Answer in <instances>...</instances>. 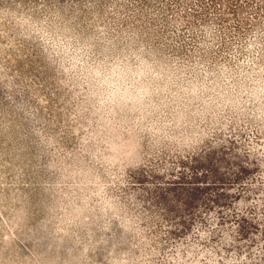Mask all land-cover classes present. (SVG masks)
Returning <instances> with one entry per match:
<instances>
[{
    "label": "rangeland",
    "instance_id": "rangeland-1",
    "mask_svg": "<svg viewBox=\"0 0 264 264\" xmlns=\"http://www.w3.org/2000/svg\"><path fill=\"white\" fill-rule=\"evenodd\" d=\"M0 264H264V0H0Z\"/></svg>",
    "mask_w": 264,
    "mask_h": 264
}]
</instances>
